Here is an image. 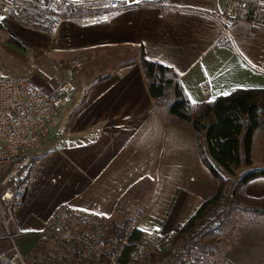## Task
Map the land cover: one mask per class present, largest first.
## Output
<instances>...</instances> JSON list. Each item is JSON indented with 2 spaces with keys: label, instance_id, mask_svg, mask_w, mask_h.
Listing matches in <instances>:
<instances>
[{
  "label": "crops",
  "instance_id": "0c3cea01",
  "mask_svg": "<svg viewBox=\"0 0 264 264\" xmlns=\"http://www.w3.org/2000/svg\"><path fill=\"white\" fill-rule=\"evenodd\" d=\"M239 16L238 0H163L114 9L99 23L56 14L39 15L29 26L13 16L0 20L1 74L30 75L50 91L66 77L70 57L85 56L87 63L76 72L72 101L35 153L25 199L15 209L28 231L18 238L22 252H30L37 230L62 204L107 221L135 185V196L146 199L133 219L151 237L174 233L213 194L217 180L201 159L193 127L175 120L166 104H154L139 53L177 72L191 106L237 88L264 87V23ZM254 141L253 162L264 152ZM243 189L264 196V174ZM7 243L1 239L0 249ZM222 257L264 264L263 214L243 221Z\"/></svg>",
  "mask_w": 264,
  "mask_h": 264
},
{
  "label": "built area",
  "instance_id": "2783aa9c",
  "mask_svg": "<svg viewBox=\"0 0 264 264\" xmlns=\"http://www.w3.org/2000/svg\"><path fill=\"white\" fill-rule=\"evenodd\" d=\"M159 1L163 0H0V18H3L0 20L13 16L29 26L40 22L34 11L37 9L56 14L58 19L99 23L107 20L114 9ZM30 14L36 18H30ZM219 15L229 22L236 19L222 12ZM85 61V56L70 57L66 77L50 91L35 86L30 75L0 73V240L8 241L0 249V264H47L37 262L36 255L20 249L18 238L28 231L17 223L15 209L25 199L36 165L35 153L57 124L61 110L72 101L76 72ZM110 221L122 226L120 219L100 220L92 212L62 204L36 235L38 241L50 243L54 248L59 242L68 245L95 264H230L225 258L198 250L196 244L189 246L173 233L140 236L127 249L131 230L137 228L135 220L127 223L122 235L108 230ZM203 226L201 221L191 228L195 240L203 232Z\"/></svg>",
  "mask_w": 264,
  "mask_h": 264
},
{
  "label": "trees",
  "instance_id": "16d2710c",
  "mask_svg": "<svg viewBox=\"0 0 264 264\" xmlns=\"http://www.w3.org/2000/svg\"><path fill=\"white\" fill-rule=\"evenodd\" d=\"M238 9L246 19L264 23V0H238ZM139 62L154 104H166L167 112L175 120L191 124L201 159L217 180L213 194L202 201L173 235L189 246L196 244L198 250L217 256L218 244L210 242V238L224 228L222 224L225 221L241 214L246 216L245 224L253 214L264 215V196H249L243 189L249 178L264 174V166H251L253 133L257 126L264 124V87L237 88L227 95L222 94L191 106L172 67L147 57L143 50L139 53ZM187 104L189 108H185ZM242 166L245 167L243 172L237 173ZM132 189L124 197L127 198ZM135 217L137 215L133 213H123L122 226L117 227L116 223L110 221L108 230L122 235L127 223ZM201 221L204 222L203 232L195 240L190 230ZM140 236V229L131 230V242L127 249ZM28 253L36 255L39 260L52 258L51 249L41 241Z\"/></svg>",
  "mask_w": 264,
  "mask_h": 264
},
{
  "label": "rangeland",
  "instance_id": "374dc122",
  "mask_svg": "<svg viewBox=\"0 0 264 264\" xmlns=\"http://www.w3.org/2000/svg\"><path fill=\"white\" fill-rule=\"evenodd\" d=\"M34 11L36 14H39V15H43V14L48 15V13L40 12L37 9H34ZM84 64L86 65L87 63H84ZM253 137L255 140L254 144L257 146V148H260V146L264 144V124L263 123L256 127L253 133ZM261 154H263L262 158H259L258 156L255 157L256 159L254 162H252V165H251L252 167L264 166V152H262ZM244 169H245L244 166L240 167L237 170V173L243 172ZM135 191H136V187L134 186L132 189V192H129L127 194V197H130L129 200H127V202H123L122 206L119 207V210H120L119 214L116 217H112V218L121 220V216L123 215V213H129V214L133 213L136 215L137 210L143 206V203H145L146 196L140 195L141 197L139 196L136 197ZM216 219L218 220L219 218H216ZM244 219L245 217L243 215L238 214L234 219H229L225 221L222 224L224 228H222V230L219 231L220 233L219 232L215 233L210 238V242H212L213 244H218V248L216 251L217 256H213V257L223 258L222 255L223 256L225 255L226 251L228 250L229 244L231 243V241L234 240L233 238L240 231V227ZM46 244L51 249L52 258L39 260L37 257L36 258L37 262L47 263V264L48 263H51V264H95L89 259L81 256L77 251H75L68 245H65L61 242L57 244L56 248H54L52 244L50 243H46Z\"/></svg>",
  "mask_w": 264,
  "mask_h": 264
},
{
  "label": "snow or ice",
  "instance_id": "6c2138e0",
  "mask_svg": "<svg viewBox=\"0 0 264 264\" xmlns=\"http://www.w3.org/2000/svg\"><path fill=\"white\" fill-rule=\"evenodd\" d=\"M0 19H3V18H0ZM228 93H224V95H227Z\"/></svg>",
  "mask_w": 264,
  "mask_h": 264
}]
</instances>
